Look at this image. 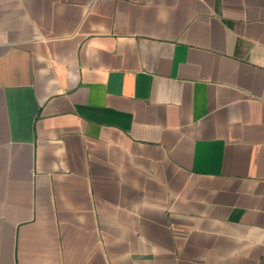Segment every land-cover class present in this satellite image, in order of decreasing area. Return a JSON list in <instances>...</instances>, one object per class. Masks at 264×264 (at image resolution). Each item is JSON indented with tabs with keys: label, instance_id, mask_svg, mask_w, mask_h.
<instances>
[{
	"label": "crops",
	"instance_id": "0c3cea01",
	"mask_svg": "<svg viewBox=\"0 0 264 264\" xmlns=\"http://www.w3.org/2000/svg\"><path fill=\"white\" fill-rule=\"evenodd\" d=\"M0 264H264V0H0Z\"/></svg>",
	"mask_w": 264,
	"mask_h": 264
}]
</instances>
